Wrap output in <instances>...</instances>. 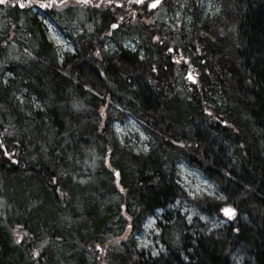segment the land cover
Returning a JSON list of instances; mask_svg holds the SVG:
<instances>
[{
    "label": "trees",
    "instance_id": "trees-1",
    "mask_svg": "<svg viewBox=\"0 0 264 264\" xmlns=\"http://www.w3.org/2000/svg\"><path fill=\"white\" fill-rule=\"evenodd\" d=\"M174 1L157 17L122 1L0 3V70L11 73L0 78V264H233L235 251L264 264V0H217L220 12L200 23L190 14L200 0ZM30 7L73 51L57 52ZM128 38L135 50L123 47ZM188 64L196 85L183 79ZM129 117L147 149L116 138L113 122ZM189 154L238 214L211 232L177 214L160 225L167 253L145 256L135 236L175 190L184 194L175 171ZM107 156L125 168L117 178ZM206 200L224 204L190 202L203 210ZM184 228L194 235L182 242Z\"/></svg>",
    "mask_w": 264,
    "mask_h": 264
},
{
    "label": "rangeland",
    "instance_id": "rangeland-1",
    "mask_svg": "<svg viewBox=\"0 0 264 264\" xmlns=\"http://www.w3.org/2000/svg\"><path fill=\"white\" fill-rule=\"evenodd\" d=\"M118 1L119 0H114V2ZM173 4L177 5V0H175ZM219 9V3L217 0H200L199 5L196 7L194 6V9H191L190 14L195 13L197 18H199L198 23H200L202 20H205V15H208L206 18L214 16L218 13ZM30 11L37 13L35 8L32 7H30ZM159 12L160 9L157 12L152 13L151 17H157ZM132 13V10H130L126 14L132 15ZM37 17L41 20L48 40L57 46L60 52L72 50V43L62 31H60L50 20L41 16L40 13H37ZM141 20H150V18L142 17ZM190 21L191 16L188 15L187 23H190ZM175 23L180 25V22L177 18L175 19ZM122 43L126 49L135 50L137 48L136 42L131 39H124ZM108 47H113L112 42L108 44ZM170 51L173 57L176 58V61L183 60L180 50L173 52L171 48ZM5 63L6 61H4L2 65ZM194 72L198 74L197 70ZM10 75L11 73L8 71L0 70V78L3 81L6 80ZM183 79L185 80V83H187L185 75L183 76ZM112 128L116 138L120 143H123L124 139H131L139 148H146L145 143L147 141V136L140 130L139 125L133 118H126L123 122L114 121ZM176 168L179 177V183L182 184L183 188L190 197L199 196L202 194L212 196L216 192V188L211 181L203 176L199 170L187 165L183 160L177 161ZM170 208H172L175 212H179V214L184 217L187 224H190L193 220H197L199 223L201 222L204 224L208 230L225 223V220L220 215H208L205 212L201 213L192 202L187 200L176 199L173 201ZM159 216V211H156L153 215L148 216L142 226V230L135 236L137 248L146 250L152 256H157L158 254H164V252H166L163 243L159 240V234L161 230V226L157 224ZM79 223L80 221H77V224ZM71 227H75L74 223ZM128 232L129 231L126 230L120 239H126ZM105 250L106 249H103L99 253L101 255H105L107 253ZM232 256L233 264H248V262L245 260L246 257L241 255L238 251L233 252Z\"/></svg>",
    "mask_w": 264,
    "mask_h": 264
},
{
    "label": "bare ground",
    "instance_id": "bare-ground-1",
    "mask_svg": "<svg viewBox=\"0 0 264 264\" xmlns=\"http://www.w3.org/2000/svg\"><path fill=\"white\" fill-rule=\"evenodd\" d=\"M40 15L41 16H43V17H45V18H47L48 20H50L54 25H55V23L50 19V17H48L46 14H43V13H40ZM37 20L40 22V24H41V28L42 29H44V27H43V25H42V23H41V20L37 17ZM44 32H45V30H44ZM66 36V35H65ZM47 37V36H46ZM67 37V36H66ZM68 38V37H67ZM48 39V38H47ZM128 39H131V40H133V41H135V39H133V38H128ZM69 40V39H68ZM50 41V40H49ZM70 41V40H69ZM71 42V41H70ZM123 42V41H122ZM136 42V41H135ZM122 45H123V43H122ZM73 46V45H72ZM57 47V46H56ZM115 45H113V48H112V50L113 49H115ZM123 47H124V45H123ZM125 48V47H124ZM73 49L74 48H72V50H70V51H73ZM118 49V48H117ZM126 49V48H125ZM57 52H60L59 51V49H58V47H57ZM176 63L177 64H180V63H183L182 61H176ZM191 68V65H189L188 64V66H187V70L188 69H190ZM211 75V74H210ZM198 83V81L197 80H195V81H191V82H187V84H194V85H196ZM81 84V83H80ZM211 85H213L212 84V82L211 83H207L206 84V86H208L209 88H213ZM177 87H176V89L177 90H179L180 88H183V87H181L180 85H176ZM34 104H36V103H34ZM131 118H133V117H131ZM134 120H135V122L139 125V128H140V130L147 136V141L146 142H148L149 141V137H148V135L146 134V132L141 128V126H140V123L135 119V118H133ZM115 121H118V122H123V121H120V120H115ZM197 127H200V123L198 122V123H196L195 124V126H194V128H197ZM146 144V148L145 149H147L148 148V144L147 143H145ZM118 153H119V156L120 157H122L123 158V151H121V150H118ZM117 156V155H116ZM113 158V159H112ZM117 158V157H116ZM179 160H183L187 165H189V166H191V167H193V168H196L197 170H199L200 172H201V174L203 175V176H205L209 181H211L212 183H213V185L215 186V188H216V192L211 196H209V195H204V194H202V195H199L200 197L202 196V198H204V197H206V198H210V199H214V200H216V201H219V202H224V204H220V205H216L215 206V202L214 201H212V200H206V201H201V205H202V209L203 210H199L201 213H206V214H208V215H213V214H217V215H220L224 220H225V223H223V224H221V225H219V226H217V227H215V228H212V229H210V230H208L207 228H206V226H204V224H202L201 222H200V224H201V228L202 229H205V231L206 232H211V231H217V230H219L220 228H222L224 225H226V224H228L229 222H230V220L231 219H233V217L234 216H236L237 214H238V212H237V209L235 208V207H233L232 205H230V204H227V201H226V199H230L229 197H227L225 194H224V192L222 191V189H221V187H220V185L218 184V182L214 179V178H212L209 174H207V173H203L202 171H201V169H199L198 167H196V166H198L197 165V163L196 162H194L193 160H192V158H191V155L189 154V155H187L186 157H185V159H178V161ZM119 161V159L117 158V159H115L114 157H111V156H107V157H105V164H106V166L107 167H110V169H111V171H112V173H113V176L115 177L116 176V174L118 173V170L117 169H119L120 168V163L118 162ZM112 162H114V164H112ZM75 164H76V167H77V162H75ZM122 167V166H121ZM117 168V169H116ZM123 169H125L124 167H122ZM201 168V167H200ZM121 169V168H120ZM176 172V179L179 181V177H178V174H177V171H175ZM60 175H62V176H65V172L63 173L62 172V170H60ZM174 173V172H173ZM170 174V176H173V175H175V174ZM170 176H166L165 177V181L167 182V184H169L170 182H171V179L173 178V177H170ZM126 177V176H125ZM56 180V177H55V179H53L51 182H54ZM176 180V182L178 183V181ZM55 182H57V180L55 181ZM66 182H68V181H66ZM16 183H20V182H18V181H16ZM59 183H61V181H59ZM70 183H72V184H77V179L76 180H70ZM58 190V189H57ZM184 190V194L182 195V193L180 192V191H178V190H175L176 191V196L173 198L174 200H176V199H178V200H187V201H191V199H193V197H190L189 195H188V193L185 191V189H183ZM226 198V199H225ZM11 201V200H10ZM12 203V202H11ZM169 204H171V199L170 200H168V199H166V200H164V202H163V205L162 206H160V205H158V207L157 208H159V209H157L156 211H159L160 212V216H159V219H158V221H157V224H159V226L160 225H167L168 223H170L171 221H173V220H175V219H177V214H179V212H175L172 208H170L171 207V205H169ZM163 206H167V207H165V208H162ZM161 207V208H160ZM225 208H230V209H234L235 211H234V214L231 216V217H229V216H226L225 214H224V212L222 211V209H225ZM156 211H154V213L156 212ZM154 213H152V214H149L148 216H150V215H153ZM148 216H146V218L148 217ZM146 218L144 219V222H145V220H146ZM23 222L25 223V220H23ZM144 222H143V224H144ZM163 223V224H162ZM143 224H142V226H143ZM161 230H162V227H161ZM160 234H161V232H160ZM160 234H159V236H160ZM184 238L183 239H181L182 240V242H184V240L185 241H187V240H189L194 234H193V232H192V230L191 229H188V228H184ZM159 240H160V238H159ZM161 241V240H160ZM164 245V244H163ZM183 245H184V247H186V244H184L183 243ZM183 245H181V247L183 246ZM164 247H165V249H167V246H165L164 245ZM138 249V248H137ZM139 250H141L142 251V253L145 255V256H152L149 252H147L146 250H144V249H139ZM167 251H168V249L166 250V253H167ZM1 255V254H0ZM144 256V257H145ZM152 257H154V256H152ZM246 258H245V260L248 262V264H255V262L253 261V258H250V257H248V256H245ZM112 258L113 259H115V258H117V256L114 254V255H112ZM50 259H48V261H49Z\"/></svg>",
    "mask_w": 264,
    "mask_h": 264
},
{
    "label": "flooded vegetation",
    "instance_id": "flooded-vegetation-1",
    "mask_svg": "<svg viewBox=\"0 0 264 264\" xmlns=\"http://www.w3.org/2000/svg\"><path fill=\"white\" fill-rule=\"evenodd\" d=\"M68 1V0H67ZM71 1V0H69ZM120 1L127 3L128 6H132L135 5L137 7H139L141 10L143 9V13L144 11L147 12L148 14H152L154 12H157L162 5L167 2V0H160V2L158 4H156L155 7H151L152 4L155 2V0H141V2L137 3L136 0H119L118 2H114V0H100V2L98 3H93L89 0L88 3H83L82 0H75V2L79 5V6H92L94 7L101 4L106 5V7H109L111 9V4H116V5H120ZM144 16V14H143ZM189 72L191 73L192 76H195V72L189 69ZM194 81V79L192 80Z\"/></svg>",
    "mask_w": 264,
    "mask_h": 264
},
{
    "label": "snow or ice",
    "instance_id": "snow-or-ice-1",
    "mask_svg": "<svg viewBox=\"0 0 264 264\" xmlns=\"http://www.w3.org/2000/svg\"><path fill=\"white\" fill-rule=\"evenodd\" d=\"M6 0H0V3H5ZM15 2L20 6V7H25V4L23 3H20V0H15ZM64 0H61V3H63ZM83 3H88L89 0H82ZM137 3L141 2V0H136ZM160 2V0H155V3L152 5L153 7L156 6V4H158ZM53 5L51 3L45 5V4H40V7H52ZM112 27H116V25H113ZM117 175H119L117 173ZM222 211L224 212V214L226 216H229L231 217L233 214H234V209H230V208H225V209H222ZM99 247V246H98Z\"/></svg>",
    "mask_w": 264,
    "mask_h": 264
},
{
    "label": "water",
    "instance_id": "water-1",
    "mask_svg": "<svg viewBox=\"0 0 264 264\" xmlns=\"http://www.w3.org/2000/svg\"><path fill=\"white\" fill-rule=\"evenodd\" d=\"M153 4H154V3H153ZM153 4H152V5H153ZM151 7H153V6H151Z\"/></svg>",
    "mask_w": 264,
    "mask_h": 264
}]
</instances>
